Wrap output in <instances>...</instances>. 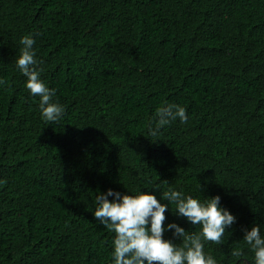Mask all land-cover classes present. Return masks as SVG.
<instances>
[{
	"label": "trees",
	"instance_id": "16d2710c",
	"mask_svg": "<svg viewBox=\"0 0 264 264\" xmlns=\"http://www.w3.org/2000/svg\"><path fill=\"white\" fill-rule=\"evenodd\" d=\"M25 35L56 123L16 67ZM0 80V264H113L115 234L93 215L109 189L219 196L235 222L205 255L255 264L243 237H264V0H0ZM168 103L187 123L151 136ZM174 208L163 238L179 246L169 224L200 226Z\"/></svg>",
	"mask_w": 264,
	"mask_h": 264
},
{
	"label": "clouds",
	"instance_id": "9594fccd",
	"mask_svg": "<svg viewBox=\"0 0 264 264\" xmlns=\"http://www.w3.org/2000/svg\"><path fill=\"white\" fill-rule=\"evenodd\" d=\"M20 44L22 47L15 64L26 77L25 87L31 95L39 97L41 118L45 122L56 123L64 108L52 102L55 90L40 79L35 67L34 40L25 35L21 37ZM5 83L0 80V84ZM156 117V128L149 127L151 136H156L158 129L171 121L179 119L181 123H187L188 120L186 109L174 103L158 107ZM109 196L113 197L112 201H109ZM163 199L168 201V205H175L178 215L192 225L200 226L199 233L190 234L174 223L169 224L168 229L174 230L173 235L181 241L179 246L163 238L164 213L168 205L160 203L154 195L141 191L136 195H122L109 189L95 196V219L115 234L113 264H216L212 256L205 255L202 241L220 244L226 228L235 222V217L219 206L220 197L205 199L202 203L181 191L169 189L163 193ZM243 240L254 253L255 264H264V237L260 234V227L253 226L250 231H245ZM232 255L240 257L243 253L236 249Z\"/></svg>",
	"mask_w": 264,
	"mask_h": 264
}]
</instances>
